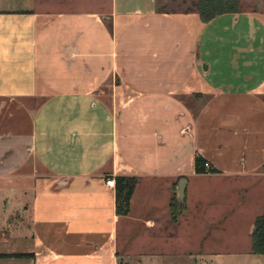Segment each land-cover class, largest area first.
Returning <instances> with one entry per match:
<instances>
[{
	"label": "crops",
	"instance_id": "crops-1",
	"mask_svg": "<svg viewBox=\"0 0 264 264\" xmlns=\"http://www.w3.org/2000/svg\"><path fill=\"white\" fill-rule=\"evenodd\" d=\"M95 1L0 0V264H118L121 219L153 241L135 264H264V3L202 23Z\"/></svg>",
	"mask_w": 264,
	"mask_h": 264
},
{
	"label": "trees",
	"instance_id": "trees-1",
	"mask_svg": "<svg viewBox=\"0 0 264 264\" xmlns=\"http://www.w3.org/2000/svg\"><path fill=\"white\" fill-rule=\"evenodd\" d=\"M158 13H174L177 11H166L165 8L157 7ZM184 13H196L202 23H208L214 18L225 14H237L240 12V0H197L193 7L186 8ZM204 160L201 157L195 159V171L197 174L205 173ZM209 170L208 173H215ZM116 213L125 216L130 210V199L135 188L136 179L130 177H116L115 179ZM172 221L176 222L181 209L175 200L169 205ZM251 251L253 254L264 256V214L258 216L254 221L252 233ZM22 257V255H15Z\"/></svg>",
	"mask_w": 264,
	"mask_h": 264
},
{
	"label": "rangeland",
	"instance_id": "rangeland-1",
	"mask_svg": "<svg viewBox=\"0 0 264 264\" xmlns=\"http://www.w3.org/2000/svg\"><path fill=\"white\" fill-rule=\"evenodd\" d=\"M195 2H197V0H157L158 7L165 8L166 11H172V10L178 11V12H174V13L183 12L186 8L193 7ZM56 3L61 4L62 2H55V4ZM256 3H264V0H245L244 6L247 8H250L251 6H253ZM240 5H241V3H240ZM54 7H55V9H57V8H63L64 6L55 5ZM92 7H93V9L95 8V11L97 13L106 14V12H109V10L111 8V0H97L94 2V4H92ZM245 7H244V9H245ZM104 9H106V10H104ZM208 171H209V169H208ZM257 188H258V190L263 191V192L259 193L257 196L264 199V183ZM145 195H147V194L142 192V193L138 194L137 198L139 199L140 197H143V199H144ZM251 195H254V194L252 193ZM254 202H256V204L259 203V201H254ZM137 204L139 207L142 206L141 203L139 204L137 202ZM260 205H258V207ZM258 209L261 210L260 208H258ZM139 210H142L141 214H143V216L147 215V213H148V209H146L147 211H145L144 208L141 207V208H139ZM169 212H170L171 222H173L170 207H169ZM125 216H127V215H125ZM126 225H127V220L121 219L120 232H119L120 234H119V240H118L119 246H120V249L118 251L119 256H120L118 264H128V263L135 264V250H134L135 244L136 243H141L142 245L148 244V243L153 244V241L151 239H150V241L149 240H144V241H141V240L135 241L134 240L135 236L137 235L136 233H139V232L141 233V226L140 225H134L131 227L133 230V232L131 234L132 240H126V236H127L126 234L127 233L124 231L126 229ZM141 237L142 236H139V239H141ZM148 237L151 238L150 235H148ZM144 242H148V243H144ZM157 243L159 245H161L162 240L157 241ZM160 249H163V248H160Z\"/></svg>",
	"mask_w": 264,
	"mask_h": 264
},
{
	"label": "built area",
	"instance_id": "built-area-1",
	"mask_svg": "<svg viewBox=\"0 0 264 264\" xmlns=\"http://www.w3.org/2000/svg\"><path fill=\"white\" fill-rule=\"evenodd\" d=\"M204 168H205V173H208V169H209V165L208 163H204ZM105 185L108 187V188H111V189H115V180L114 178H108L105 180Z\"/></svg>",
	"mask_w": 264,
	"mask_h": 264
},
{
	"label": "water",
	"instance_id": "water-1",
	"mask_svg": "<svg viewBox=\"0 0 264 264\" xmlns=\"http://www.w3.org/2000/svg\"><path fill=\"white\" fill-rule=\"evenodd\" d=\"M179 194H180V192H178V197H179Z\"/></svg>",
	"mask_w": 264,
	"mask_h": 264
}]
</instances>
